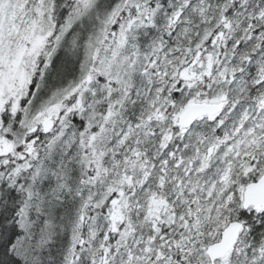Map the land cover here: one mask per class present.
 <instances>
[{
	"label": "snow or ice",
	"instance_id": "snow-or-ice-1",
	"mask_svg": "<svg viewBox=\"0 0 264 264\" xmlns=\"http://www.w3.org/2000/svg\"><path fill=\"white\" fill-rule=\"evenodd\" d=\"M0 264H264V0H0Z\"/></svg>",
	"mask_w": 264,
	"mask_h": 264
}]
</instances>
